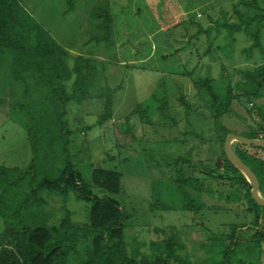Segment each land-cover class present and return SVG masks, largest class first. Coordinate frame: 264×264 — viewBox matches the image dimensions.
I'll list each match as a JSON object with an SVG mask.
<instances>
[{
  "label": "rangeland",
  "instance_id": "rangeland-1",
  "mask_svg": "<svg viewBox=\"0 0 264 264\" xmlns=\"http://www.w3.org/2000/svg\"><path fill=\"white\" fill-rule=\"evenodd\" d=\"M238 1L73 0L75 10L68 15L60 13L57 4L47 18L35 14L36 21L42 22L69 55V66L77 56H83L90 58L95 67L84 83V93L66 106L69 152L63 156L80 172L84 183H90L93 168L120 172L121 192L110 196L131 215L125 239L128 253L136 252L138 258L159 256L173 261L167 258L170 244L175 254L190 264L219 263L225 251L233 254L229 257L232 264L240 259L260 264L256 253L247 257L248 246L244 245L254 232V213L232 209L223 200L204 193L209 210L198 214L185 211L174 184L175 169L181 167L180 159L188 151L193 161L218 158L219 140L225 130L243 137L264 138V77L260 95L248 98L235 94L219 122L213 119L214 106L202 86L205 79H210L220 99H224L225 82L229 81L232 95L238 93L237 85L245 81L243 73L264 63L259 49L250 57L242 51L251 40L243 33L230 39L224 26L236 21L232 4ZM258 1L264 7V0ZM100 9L113 16L112 39L103 42L96 40L102 31L100 19L93 17ZM240 10L249 11L244 6ZM260 35L264 48V26ZM7 59L12 64L11 56ZM75 76L73 73L65 83L66 94L72 92ZM111 89V114L98 124L108 113L106 101ZM183 96L188 108L180 101ZM0 97L5 100L0 103V166L24 169L33 157L24 127L28 118L12 110L11 100L7 101L4 93L0 92ZM237 147L264 158L261 149L233 140L232 151ZM54 150L51 145L41 146L39 156ZM175 159L179 162L174 163ZM54 163L47 167L42 158L38 159L35 176L54 177L62 162ZM182 172L185 177H206L190 165H183ZM189 191L195 196L191 188ZM92 193L101 196L105 192L92 186ZM40 196L47 203L40 215L49 224L60 223L68 214L78 227L87 222L90 203L72 191L60 194L42 190ZM154 202L156 205H152ZM223 206L226 209H214ZM261 214L257 229L264 227V207ZM232 226L239 227L236 231L242 240L237 244L229 237ZM74 242L68 264H79L91 238L80 231Z\"/></svg>",
  "mask_w": 264,
  "mask_h": 264
},
{
  "label": "trees",
  "instance_id": "trees-1",
  "mask_svg": "<svg viewBox=\"0 0 264 264\" xmlns=\"http://www.w3.org/2000/svg\"><path fill=\"white\" fill-rule=\"evenodd\" d=\"M232 5L236 21L224 23V26L228 27L230 39L233 40L235 34L243 33L245 39L251 40V45L242 51H246L250 57L255 49H259L260 57L264 60L260 35L264 26V7L258 0H239ZM240 6L249 11L242 12ZM73 9V0H67L65 13H70ZM93 17L100 19L99 29L102 31L96 40L103 42L112 39L113 16L108 10L100 9ZM8 55L11 56L12 64L8 63ZM68 57L66 51L53 41L19 0H0V92L4 93L7 101L11 100L8 102L12 110L28 118L24 127L33 152L30 165L24 169L0 166V264H68L70 256L74 253L75 237L80 231L90 236L91 245L82 254L79 264H190L186 258L175 254L170 244L167 258H172L173 261L159 256L150 259L142 255L138 258L136 252L129 254L125 228L128 227L131 215L121 207L117 199L110 196L121 192L120 172L93 168L90 183H84L80 172L64 159L63 154L69 152L70 134L64 122L66 106L80 96V93H84V83L90 79L95 69L90 58L77 56L73 65L69 66ZM73 73L76 74L72 83L73 90L66 94L65 83L71 79ZM243 75L245 81L237 85L238 93L233 95L230 93L229 81L225 82L227 92L224 99H220L210 79L202 82L214 106V121L219 122L220 117L227 112L235 94L248 98L260 95L264 63ZM108 92V113L98 120V124L111 114L112 89ZM184 98L181 97L180 101L188 108ZM4 101L0 97V103ZM227 133L225 130L224 137L219 140L220 154L216 159L193 161L188 151L186 157L180 159L181 167L175 169L174 184L182 196L181 208L185 211L198 214L209 210L203 200L204 193L210 198L223 200L226 206L232 209L240 208L254 213V232L249 237L248 244H244L248 246L245 253L248 258L256 253L261 264L264 227L257 229V225L262 216V207L252 199L248 180L226 158L224 139ZM48 145L55 150L39 156V148ZM250 147L264 151L261 147ZM233 151L255 174L258 191L264 198V158L247 153L239 147ZM41 158L42 164H47V167L53 165V160L55 163L62 162L54 177L39 179L35 176L37 161ZM175 162L178 163L179 159H175ZM219 162L220 167H217ZM183 165H190L193 171L202 170V175L206 177H185L182 172ZM92 186L105 193L101 196L93 194ZM189 188L196 193L195 196ZM42 190L57 191L60 194L72 191L77 198L89 202L85 225L78 227L69 214L65 215L60 223L49 224L40 215L47 204L40 196ZM153 204L156 205V202ZM238 228L231 227L229 237L234 244L235 241L237 244L242 240L237 235ZM230 255L233 254L223 252L222 260L216 264H232ZM235 264L254 263L240 259Z\"/></svg>",
  "mask_w": 264,
  "mask_h": 264
},
{
  "label": "water",
  "instance_id": "water-1",
  "mask_svg": "<svg viewBox=\"0 0 264 264\" xmlns=\"http://www.w3.org/2000/svg\"><path fill=\"white\" fill-rule=\"evenodd\" d=\"M237 140L247 146L264 148V138L243 137L233 133H227L224 139V152L227 160L236 167L248 180L251 186V197L261 207H264V198L258 191V180L252 170L245 165L231 149V142Z\"/></svg>",
  "mask_w": 264,
  "mask_h": 264
},
{
  "label": "crops",
  "instance_id": "crops-1",
  "mask_svg": "<svg viewBox=\"0 0 264 264\" xmlns=\"http://www.w3.org/2000/svg\"><path fill=\"white\" fill-rule=\"evenodd\" d=\"M19 2L21 5L24 6V8L28 11V13L31 15V17H33V19H35V20H37L38 16L42 17V18H44L46 16V18H47L48 12L51 10V8L54 4H57L58 6L61 7V9H59V12L62 14H63V12H66V9H67V4H66L67 0H19ZM74 10H75V8L70 13H73ZM70 13H65V14L68 15ZM35 14H37L38 16H36ZM62 18H64V17L62 16ZM41 23H39V24L42 26ZM44 28L47 30L46 27H44ZM66 31H67V29H65L64 34H66ZM49 35L51 36L50 33H49ZM51 38L54 39L52 36H51ZM58 45L62 46L59 43H58ZM15 86H17V85H15Z\"/></svg>",
  "mask_w": 264,
  "mask_h": 264
}]
</instances>
